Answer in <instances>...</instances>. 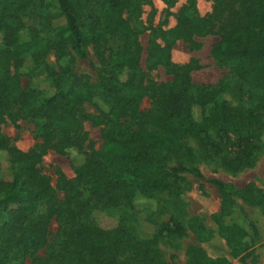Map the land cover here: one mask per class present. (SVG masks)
Wrapping results in <instances>:
<instances>
[{
  "label": "trees",
  "instance_id": "1",
  "mask_svg": "<svg viewBox=\"0 0 264 264\" xmlns=\"http://www.w3.org/2000/svg\"><path fill=\"white\" fill-rule=\"evenodd\" d=\"M51 1L54 8L47 12ZM51 1L0 0V122L4 109L18 105L22 116L42 119L40 135L45 141L57 136L62 149L79 147L85 136L75 111L79 103L91 100L99 114L87 119L102 126V143L95 154L80 153L79 160L72 161L74 180L60 178L64 191L60 200L50 177L36 169L35 156L5 147L0 137V264L26 254L31 264H176L175 255L168 261L160 259L157 245L160 238L186 236L188 230L181 223L169 218L155 233L140 238L122 221L104 227L95 217L119 205L141 210L167 187L169 175L191 171L205 180L190 147L184 148V154L191 169L181 163L166 165L186 136L213 132L219 141L211 150L219 153L221 164L232 173L249 161L252 135L264 132V0H240L231 26L210 49L211 56L230 65L237 76V105L227 101L223 81L194 85L189 66L171 64V80L144 82L139 31L122 16L126 10L136 20L142 0ZM217 2L220 5L221 0ZM187 25L184 22L182 27ZM45 32L47 38L42 36ZM103 39L117 47L111 51L110 75H99L100 91L94 94L77 83L61 55V45L67 43L75 58L87 60L88 45ZM47 47H56L59 56L58 71L46 76L52 91L22 89L17 75L8 73L9 58L29 59L32 64L26 73L31 74ZM148 53L154 59H167V52L154 41ZM144 97L153 105L147 111L140 108ZM207 181L220 197V210L213 216L218 232L234 256L245 258L256 242L257 229L250 222L247 229L238 221L247 215L236 198L250 200L264 213V190L252 183L231 188L220 179ZM53 220L60 229L47 244ZM190 230L202 236L195 221L190 222ZM42 248L40 257L36 251ZM185 256V264H229L195 244L186 247Z\"/></svg>",
  "mask_w": 264,
  "mask_h": 264
},
{
  "label": "rangeland",
  "instance_id": "2",
  "mask_svg": "<svg viewBox=\"0 0 264 264\" xmlns=\"http://www.w3.org/2000/svg\"><path fill=\"white\" fill-rule=\"evenodd\" d=\"M50 4L47 12L54 8L52 1ZM239 7L240 0H221L220 5L217 0H142L136 20L123 10V18L139 31L138 39L142 47L140 67L144 82L158 84L171 80V64L189 66L188 71L194 85H215L223 81L227 86V101L237 105V76L230 65L218 63L211 56L210 49L231 26ZM184 22L188 23L187 27H182ZM47 33H42L43 38H47ZM151 41L167 52V59L150 57L148 46ZM116 47L111 40L103 39L89 44L88 59L79 60L74 57L67 43H63L61 48L64 53L61 55L70 63L77 83L90 88L94 94H99V75H110L111 51ZM58 57L56 47H47L39 56L40 66L31 74L26 73L32 64L29 59L20 61L9 58L8 73L17 75L22 89L41 88L49 93L52 87L46 76L48 72L58 71ZM152 107L148 97L141 100V110L147 111ZM75 114L81 121L80 131L85 139L78 142L79 147L68 149H62L63 141L57 136L45 141L40 135L42 119L22 116L18 105L4 109L0 122V137L5 147L32 153L36 169L50 177L60 200L64 198V191L59 187L60 178L70 183L74 180L72 161L79 160L80 153L95 154L102 143V126L93 125L87 119L88 115L99 114L96 102L90 100L79 103ZM218 141L219 138L209 131L197 136H186L182 139V147L173 149L166 161L168 166L181 163L191 169L184 154V148L190 147L196 160L195 167L205 180H198L191 171L176 176L169 175L165 178L167 187L141 210L131 211L126 206L119 205L99 213L95 219L104 227L122 221L140 238L155 233L160 224L169 218L174 219L187 228L188 234L181 238H160L157 246L160 259L168 261L171 255H175L176 264L186 263L185 249L190 244L201 247L211 257L226 258L229 264H264V213L258 205L237 196V201L247 215L246 220L239 217L238 221L247 229L250 222L257 231L254 237L256 242L249 255L245 258L242 255L234 256L213 219L220 210V197L216 188L207 181L220 179L231 188L252 183L264 190V132L258 131L252 135L254 149L250 159L242 169L234 173L221 164L219 153L211 150L212 145ZM44 146L46 147L43 148ZM2 166L6 169V165ZM192 221L202 228V236L199 238L190 230ZM59 229V222L53 220L48 227L47 244L54 241ZM44 250L39 249L36 254L43 257ZM30 262L31 258L26 254L11 257L7 264H31Z\"/></svg>",
  "mask_w": 264,
  "mask_h": 264
}]
</instances>
